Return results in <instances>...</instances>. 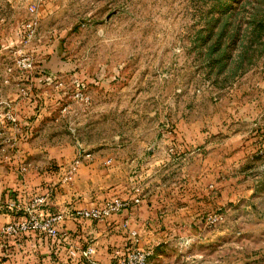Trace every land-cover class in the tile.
I'll return each instance as SVG.
<instances>
[{
  "label": "rangeland",
  "instance_id": "1",
  "mask_svg": "<svg viewBox=\"0 0 264 264\" xmlns=\"http://www.w3.org/2000/svg\"><path fill=\"white\" fill-rule=\"evenodd\" d=\"M0 115L89 204L156 203L148 264H264V0H0Z\"/></svg>",
  "mask_w": 264,
  "mask_h": 264
},
{
  "label": "crops",
  "instance_id": "2",
  "mask_svg": "<svg viewBox=\"0 0 264 264\" xmlns=\"http://www.w3.org/2000/svg\"><path fill=\"white\" fill-rule=\"evenodd\" d=\"M0 123L2 124L0 125L1 229L5 224L25 214L24 210L30 205L29 201L33 195L44 194L47 185L57 181L56 173H53L56 164L69 162L71 159H52L51 164L43 169L41 160L36 154L33 155L34 157H29L25 149L17 147L20 145V134L17 136L14 128L10 125L6 128L2 121ZM33 151L36 152V150ZM51 166L55 167L51 168ZM86 167L87 164H84L83 169ZM86 170L91 171L89 168ZM89 181V177H84L80 173L72 184L56 187L47 203L41 206L42 213L45 211L64 213L59 222L63 239L55 244L35 231H28L17 236L0 234V264H81L80 251L88 245L92 247L93 258L108 260L115 249H121L133 242L132 232L136 233L137 244L140 246L142 243L140 236H143L146 219L156 218V203L151 202L153 206L151 208L154 209L149 211L150 216L145 214L149 203L144 200L138 201L137 204L134 203L135 205L133 203L125 205L119 212L102 221L70 216L67 214L69 211L94 205L88 203ZM182 196L184 195L163 196L161 201L164 207L163 222L166 221L165 226L170 223L162 231L163 238L166 235L167 237L174 236L181 231L179 228L174 229L171 222H177V225L182 224L192 216L190 214L193 212L184 214L180 211L188 206L193 207L187 202H193L194 198L188 201ZM12 204L15 206H11ZM157 205L160 206L159 203ZM176 208L179 213L174 212Z\"/></svg>",
  "mask_w": 264,
  "mask_h": 264
},
{
  "label": "built area",
  "instance_id": "3",
  "mask_svg": "<svg viewBox=\"0 0 264 264\" xmlns=\"http://www.w3.org/2000/svg\"><path fill=\"white\" fill-rule=\"evenodd\" d=\"M1 117V115H0ZM77 170V162H60L56 164L57 181L54 184H48L46 192L41 195H33L30 198V205L25 208V214L19 219L5 224L0 229L1 235L17 236L28 231H35L41 237H45L55 244L63 239L60 233L59 222L62 219L63 212L50 213L45 211L42 213L41 206L46 204L49 196L55 191L56 187L69 184L73 181ZM139 199H134L138 202ZM15 206V205H11ZM125 203L116 198L108 199L101 205H90L69 211L67 214L73 217H81L94 221H102L113 214L119 212ZM134 240L132 243L125 245L121 249H115L110 259L98 260L92 257V247L90 245L81 249V264H148L149 257L152 253L149 247H140L137 244L136 233L132 232Z\"/></svg>",
  "mask_w": 264,
  "mask_h": 264
},
{
  "label": "trees",
  "instance_id": "4",
  "mask_svg": "<svg viewBox=\"0 0 264 264\" xmlns=\"http://www.w3.org/2000/svg\"><path fill=\"white\" fill-rule=\"evenodd\" d=\"M53 167H55V166H53Z\"/></svg>",
  "mask_w": 264,
  "mask_h": 264
}]
</instances>
